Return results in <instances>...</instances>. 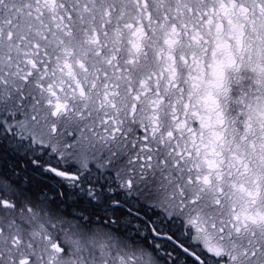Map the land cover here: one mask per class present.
<instances>
[{
  "label": "snow or ice",
  "instance_id": "1",
  "mask_svg": "<svg viewBox=\"0 0 264 264\" xmlns=\"http://www.w3.org/2000/svg\"><path fill=\"white\" fill-rule=\"evenodd\" d=\"M0 264H264V0H0Z\"/></svg>",
  "mask_w": 264,
  "mask_h": 264
}]
</instances>
